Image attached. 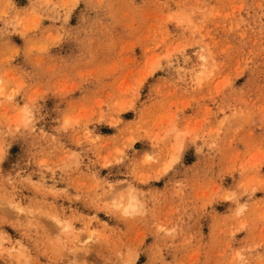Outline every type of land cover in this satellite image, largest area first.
<instances>
[{"label": "rangeland", "instance_id": "1", "mask_svg": "<svg viewBox=\"0 0 264 264\" xmlns=\"http://www.w3.org/2000/svg\"><path fill=\"white\" fill-rule=\"evenodd\" d=\"M0 264H264V0H0Z\"/></svg>", "mask_w": 264, "mask_h": 264}, {"label": "bare ground", "instance_id": "2", "mask_svg": "<svg viewBox=\"0 0 264 264\" xmlns=\"http://www.w3.org/2000/svg\"><path fill=\"white\" fill-rule=\"evenodd\" d=\"M125 211H127V209H125Z\"/></svg>", "mask_w": 264, "mask_h": 264}]
</instances>
